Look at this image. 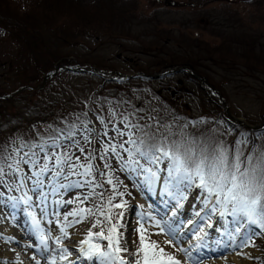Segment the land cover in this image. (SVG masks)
<instances>
[{
    "label": "rangeland",
    "instance_id": "rangeland-1",
    "mask_svg": "<svg viewBox=\"0 0 264 264\" xmlns=\"http://www.w3.org/2000/svg\"><path fill=\"white\" fill-rule=\"evenodd\" d=\"M124 2H127V5L122 7V9L127 10V14L119 19H113L112 23L105 25L103 21L106 20L105 16L110 14V12L107 11L108 7H104L105 12L98 15L100 18L97 24L92 23L95 25L93 31L97 38L84 39L80 37L78 39H72L59 35V37L65 38L57 39L56 41L60 48L67 47L65 52H67L68 55L57 61L56 66L71 67L76 63L82 62L88 67L94 68L98 66V69H100L102 73H107L105 75H100L102 78H108L116 74L125 77H135V75L130 73L133 61L136 62L137 65H140L141 69L145 70L146 65L156 66L154 63L155 60H165L169 56L178 58L186 56L190 58L191 62L198 65L197 67L200 71L209 76L212 81L220 87V94L218 92L213 93L208 91L206 86L202 83L200 84L196 79L194 80L197 83L194 81L190 83L185 82L186 87H183L179 84L180 82H178L175 75L169 78L165 77L167 72L176 68L160 69L154 74H151L152 70L150 74L147 73L146 75L163 74V76H159L156 79H151L149 77H146V79H137L131 85L125 86L124 88H120L116 91L105 90V92L101 94L93 93L101 78L93 77L89 79V76L81 73L77 75L71 72L60 73L56 79L55 85L50 89H35L36 92L43 91L42 93L36 94L34 98L35 102L40 103L38 106H43L40 110H22L27 100L24 95L27 93L22 89H20V91L18 90V93H15L16 100L20 99V101L15 102L16 107L13 106V110L10 111V116L7 119L12 123V125H9L10 131L7 132L10 134L2 135L0 138V145H8L10 139L16 136H22L25 140H29L30 137L34 138L36 136V130H39L41 134L47 136L48 132L45 131L47 125H42L41 121L40 124H38L34 120L37 118L39 120L43 119L45 115L51 114L50 112H52V115L56 114L60 118H63V120H67V122H75L78 125L84 120L76 121L75 116L77 114L86 113L89 115V111L93 110L96 115L100 116V108H103L101 115L104 116L106 122L110 118V109L116 113L117 121L123 116H135L133 114L134 112L147 116L149 114L152 115L153 111L157 117L161 118L156 110L162 107L164 112V107L167 104L166 102H169V100L175 103L174 106L177 108L179 107L186 117L191 115L193 121H203L202 118H199V112H207L208 115H203V117L206 118L205 121H208L209 125H214L215 134L220 132L228 133V126L225 120L227 117L224 114L225 108L231 116L240 121L253 126L262 125V115L264 112V69H254L256 68L254 67L248 70L247 68H243L241 65L234 62L233 56L228 50H223L224 53L221 55H219L217 51H213L212 57L215 62H212L206 56L205 52L198 51L191 42L195 40L202 41L208 44L209 48L215 49L219 45V42L217 39L210 37V30L208 29L210 27L214 30L225 28L237 31L234 32L235 35L231 39L236 40V45L243 50L249 49L253 45L252 42L255 36L264 41V0H251L249 2H241L240 0L236 2H231V0H124ZM111 6L113 9L114 5ZM57 17L58 16L50 17L48 23L55 26V21L58 19ZM118 21L125 22L120 25ZM79 25H81V23ZM78 29V27H73L72 31L76 32ZM69 30L71 31L70 28ZM230 34L233 35L232 32H229V35ZM236 45H234L235 48ZM18 53L23 55L20 46L14 41L4 38L0 32V93L2 94H7L11 92L12 88L19 87L18 84L14 82L13 76L4 75L1 72L3 65L8 64L6 63L7 61L15 59ZM88 79L89 83L91 82L90 91H86V89L82 87L86 84ZM36 84L35 82L31 84V86L34 87ZM196 84L200 87L199 91L203 93H201V97L204 101L200 105V92ZM176 88L181 89L179 93L175 92ZM187 88L191 89L193 93H189ZM212 103L216 104L214 108L211 107ZM199 108H203V110H199ZM218 110L221 112H218ZM167 112L171 114L168 109ZM34 113L39 114L36 117ZM85 118L91 121V124H89L90 128H95L99 132L104 130L97 118ZM215 119L218 121L215 122ZM227 119L230 120L229 118ZM140 122V124H145L143 121ZM189 122L190 120L187 121L189 132L196 135L202 128V123H197L196 126L193 127ZM117 126L122 127V125L119 124H117ZM109 129H111V125H109ZM205 131L208 132L207 130ZM260 131L262 132L257 134L255 140L257 144L264 145V127ZM112 135H114V133L109 131V136L111 137ZM229 136L231 137L230 132ZM251 137H253L252 133L241 129L238 132L234 145H236L238 140L246 142L242 143L240 147L241 150L247 154L248 144L252 139ZM77 138L80 139L79 134ZM101 139L105 138L101 137ZM65 143L68 142L65 141ZM92 147L99 149L100 144L94 140ZM73 151H75V149H73ZM76 154L79 155L78 152ZM96 163L100 164L99 161ZM112 165L113 169L116 167V169L119 170V165L115 163V160H112ZM100 167L102 168L103 165L100 164ZM161 167L163 168L164 166L162 165ZM119 172L120 175L117 177V172L114 171V177L119 181L116 190L117 192L124 193L122 199L127 202V205L121 210L114 208L112 211L114 213H124V225L119 228V232L122 234L121 237L126 239L129 252L134 253L137 250L140 233L136 231V229L143 224L147 233L151 234L149 236L150 240H158L157 242L160 247L164 246L163 248L167 253L174 256L176 259L177 256L182 259V256H185L184 253L186 249L184 250L182 248L184 251H180L181 248L176 244L174 239H172V243L161 246L163 243L161 239H165L164 241H166L168 236L166 234H158L160 228L155 226L156 222H151L154 219L160 221L166 220L167 216L159 217L157 213L147 209L143 205L139 206L137 202L141 200V193L137 188L138 182L133 177L137 175L127 171L119 170ZM161 173L163 178L167 177L166 172L161 171ZM71 179L74 181L77 177ZM115 182L116 180H114V183ZM171 182L173 186L174 184L178 185L174 180H171ZM65 183H67V181H65ZM179 186H181L182 191L177 188L178 186H174L176 188H173L175 189L174 193H177V191L178 193H183L184 197L183 200L182 198L180 199L181 202L187 203V200H191L189 197L192 195L194 199L192 202L189 201L190 203H197V201L201 200V204H203L202 208L204 211L207 210L211 216L210 220L213 225L210 233L214 234L216 230L215 227L222 218L219 211L213 212V205L211 203L207 207L205 206L204 194L199 188L194 185L187 186L184 183H179ZM110 187V185L104 184L103 188L97 189L96 191L108 193ZM0 191L7 197L16 195L15 190L8 191L2 186H0ZM88 192V188H72L68 191H61L56 195V199H74L77 195H86ZM110 194H112V192ZM119 198L120 196H116L113 203H119L121 200H119ZM98 202L99 197L96 196L93 200L89 201V205ZM67 207L70 210L75 207V205H68ZM138 209L146 216L140 214ZM130 212H132L131 220H129ZM143 216H145V218ZM92 219L93 218H89L86 220V223L88 221L87 224L90 223V226ZM101 219H103V217H101ZM113 219H120L123 223V217L114 216ZM225 220L228 231H233L236 234L235 230L239 227L241 229V234L250 235L252 237L254 246H250L249 248L251 252L254 251V254L249 257L248 262L245 264H264V235L260 233V230L252 225H247L242 218L234 217L227 213L225 214ZM128 226L132 228V231H130V229L129 232H126ZM160 227L162 226L160 225ZM93 231H99V229L97 228ZM165 232L168 233L166 230ZM128 234L132 240L131 243H129ZM237 237H240V235H237ZM25 241L27 240L25 239ZM238 242L240 243V240H238ZM185 243L187 244L186 241ZM166 248H168L169 251ZM243 251L244 249L237 248L234 252L235 254H239V252L242 253ZM18 254L22 256V253L18 252ZM207 259V256L200 255L195 258L196 261H188H190L191 264H206ZM9 264L14 263L9 262ZM27 264H31L29 260H27Z\"/></svg>",
    "mask_w": 264,
    "mask_h": 264
},
{
    "label": "snow or ice",
    "instance_id": "snow-or-ice-1",
    "mask_svg": "<svg viewBox=\"0 0 264 264\" xmlns=\"http://www.w3.org/2000/svg\"><path fill=\"white\" fill-rule=\"evenodd\" d=\"M109 117L107 122L103 117H97L103 126L102 132L90 128V120L81 121L79 125L62 121L65 124L63 128L47 125V136L36 130V137L33 139L25 140L22 136H16L10 139L8 145H0V186L8 191L22 193L21 196L9 197L8 200L12 208L21 204L24 206L36 241L35 245L30 243L26 247L35 246L43 255L49 251L51 240L59 250L58 257H44L46 264H57V259H69L71 254L64 245V240L70 239L68 229L89 218H93L91 226L77 249L83 259L92 261L93 264H181L160 247L157 241L149 239L151 234L147 233L143 224L136 229L140 237L134 253L129 252L126 241L121 243V220H114L113 217H123L124 213H114L112 209L123 208L127 202L122 199L124 193L116 190L119 181L114 177L112 160L119 165L120 171L135 173L145 181L159 180L160 172L164 171L167 178L177 184L194 185L204 194L205 206L210 203L213 205V212L219 211L221 216L227 213L242 218L247 225L255 226L260 233H264V148L257 149L253 145L252 151L245 154L240 145L246 142L238 140L230 148L223 142H215L211 137L203 134L196 136L185 131L188 124L180 126L177 132L173 130V125H162L154 117L149 119L155 123H134V117L130 116H123L117 121L116 113L111 109ZM189 123L195 127L203 121ZM109 131L114 135L110 137ZM78 134L80 139L77 138ZM94 140L100 144L99 149L92 147ZM97 161L103 165L102 168ZM73 177L77 179L73 181ZM104 184L110 185L112 191L107 200L104 192L96 191L103 188ZM72 188H88L89 192L77 195L74 199L54 201L61 207L65 204L75 207L63 213L62 220L59 211L53 213L57 217L59 229V235L53 236L51 230L46 232L41 228V220L33 209L45 205L41 208V214L47 217L46 202L49 193L58 195L61 191ZM3 196L4 193L0 192V197ZM96 196L99 197V202L89 205V201ZM116 196L121 197L119 203H113ZM155 226L160 228L158 234L168 236L165 243H172V234L166 233L159 222ZM97 228L99 231H93ZM200 231L203 232V229ZM235 231L240 235V243L236 244L233 236L230 244L224 245L225 248L254 246L250 235L241 234L239 227ZM206 235L197 236L202 242L201 247L204 246ZM0 239L5 243L14 240L12 237ZM104 241L106 243H102ZM125 254L134 259L128 260ZM227 255V252L221 251V255L215 258L224 259ZM31 259L35 264H41L36 256Z\"/></svg>",
    "mask_w": 264,
    "mask_h": 264
},
{
    "label": "trees",
    "instance_id": "trees-1",
    "mask_svg": "<svg viewBox=\"0 0 264 264\" xmlns=\"http://www.w3.org/2000/svg\"><path fill=\"white\" fill-rule=\"evenodd\" d=\"M111 5H114L113 9ZM125 5H127V2H124V0H0V32L2 33L4 38L10 39L18 44L23 53V55L18 53L15 59L7 61L6 63L8 64H4L1 71L4 75L13 76L14 82L18 84L19 87L12 88L11 92H8L7 94L0 93V138L3 134H10L7 132L10 131L9 125H12V123L7 119L10 116V111L13 110V106L16 107L15 102L20 101V99L16 100L15 94L18 93L20 89L24 90L27 93L25 95L23 94L27 98V100L25 101L22 110L27 109L31 111H37L43 107L38 106L40 103L34 101L36 94L42 93L43 91L36 92L35 89H50L55 85L56 78L47 79L45 85L43 86L42 79L46 75L52 73L57 61L68 55L67 52H65L67 47L60 48L56 40L64 39L65 37L72 39H78L80 37L84 39L94 38L95 34L93 31V27L95 25H93L92 23L97 24V21L100 18V16L98 15H101L105 12L104 7H108L107 11L111 14H107V16H105L106 20L103 21V24L105 25L112 23L113 19H119L123 15H126L128 11L122 9V7H124ZM53 16H58L57 21H55V26H52L48 23V19ZM124 22L125 21L119 23L121 25ZM80 23L81 25H79ZM73 27H78V31L73 32ZM69 28L71 29V31L69 30ZM208 29L210 30V37L217 39V41L219 42V45L215 49L209 48L208 44L202 41L195 40L192 41L191 44L196 47L198 51L205 52L206 56L212 62H215L212 57L213 51H217V53L221 55L224 53L223 50H228L229 53L233 56L234 62L241 65L243 68H247L248 70L254 67H256L254 69H264V41L261 38L257 40L255 36V39L252 42L253 45L249 49L243 50L241 47L236 45V40L231 39L235 35L234 32L237 31L228 30L225 28H220L217 30L211 28ZM229 32H232L233 35H229ZM59 35L65 37H59ZM233 44L236 45V48ZM154 63L156 64V66L146 65L145 70H143L141 69L140 65H137V63L133 61L132 69L130 72L146 75L147 73L150 74V71L152 70L153 71L151 74H154L158 70L164 68L171 69L181 66H187L191 67L192 71L195 72V74L203 78L207 82V84L212 87L213 90L219 92V94L221 92L220 87H218L209 76L200 71V69H198L197 67L198 65L191 62L190 58L186 56L182 58L169 56L165 60H155ZM77 67L85 68L87 67V65L79 62L77 63L76 68ZM95 67L96 69L99 68L98 66ZM174 75L177 77L178 82H180L179 84H181L183 87H186L185 82H195L194 78L185 71H177L172 74L166 75V77L169 78ZM88 76L89 79L93 77L98 78V76L94 74H88ZM89 79L86 81L85 85H80L85 88L86 91H90L91 82L89 83ZM35 82L37 84L34 85V87L31 86V84ZM133 82L134 79H129L127 81H103L100 79V82H98L97 84L99 88L93 93L101 94L104 93L105 90L116 91L120 88H124V86L126 85H131ZM196 86L199 91L200 87L197 84ZM179 90L181 89L176 88L175 92L179 93ZM187 91L189 93H193L189 88H187ZM199 92L200 105L204 100L201 97L202 92ZM166 103L167 104L164 107V112L162 107L156 110L161 118L157 117V115H155L153 111L152 115L149 114L147 116L141 113L134 112L133 114L135 116H132L134 117L133 122L139 123L140 121H143L144 123H155V121L149 119V117H154L155 120H158L162 125H173V130L178 132L180 126L187 124L188 120L193 121L191 115H189V117H186V115L181 112L179 107L177 108L176 106H174L175 103L171 102V100ZM215 105V103H212L211 107L214 108ZM167 109L171 112V114H168ZM199 110H203V108H199ZM218 112L221 111L218 110ZM50 113L51 114L45 115L43 119L39 120L37 118L34 121L38 124H40L41 121L42 125H54L60 128L65 127V124L61 122L65 121L63 120V118H60L56 114L52 115V112ZM34 114L37 117L39 113ZM203 115L206 116L208 115V113H202L201 111L199 112V118L203 119V123L201 125L202 128L199 130V132L196 133L197 136L203 134L206 137H211L217 143L223 142L225 146L232 148L235 146L234 143L237 139L239 130L244 129L245 131L253 134V137H251L252 139L250 140L251 144H248L249 147L247 148V154L248 152L252 151L253 145H255L257 149L264 148L263 144H257L255 140L257 134L261 133L262 131H251L245 129L237 125L236 123L229 121L223 115L226 118L225 120L228 126V133L220 132L218 134H215L214 125H209L208 121H205L206 118L203 117ZM84 116V114L80 113L75 116V119L76 121L84 120ZM77 117H79L80 119L77 120ZM214 121L217 122L218 120L215 119ZM205 130H207L208 132H206ZM161 131H164V129L161 128ZM185 131L189 132V129L186 128ZM229 132L231 133L232 137L229 136ZM30 139H33V137H30Z\"/></svg>",
    "mask_w": 264,
    "mask_h": 264
},
{
    "label": "bare ground",
    "instance_id": "bare-ground-1",
    "mask_svg": "<svg viewBox=\"0 0 264 264\" xmlns=\"http://www.w3.org/2000/svg\"><path fill=\"white\" fill-rule=\"evenodd\" d=\"M138 184L144 190L143 195H141V200L139 201V206L145 205V207L157 213L159 217L167 216V220L160 221L158 219H154L151 222H160V225L168 233L170 232L172 234L176 244L180 246L181 249H186V252L184 253L186 257L182 256L181 259V257L179 258L177 256V260H179L181 264H191L188 260L196 261L195 258L200 255L208 257L206 264H245L248 262L249 257L253 256L254 251L251 252L249 247L242 248L244 251L242 253L239 252V254H235L234 252L237 248H225L224 245L230 244V238L233 236L235 237L236 235L235 232L228 231L225 215L222 216L219 220V224L216 225L215 233L211 234L210 231L213 225L210 220L211 216L207 210L204 211L202 208L203 204H201V200L197 201V203H190L189 201L192 202L194 199L192 195L189 197L191 200H187V203L181 202V197H184L183 193H178V191L177 193H174V188L177 186V188L182 191L181 186H179V184H174V186H176L174 187L171 180L167 177H162L161 172L159 180L145 181L143 179L138 180ZM21 194V192L16 191V195L12 197H19ZM56 200V195L49 193L48 200L46 202L48 213L47 217H43L41 214V208L45 207V205H40L38 207H34L33 209L37 218L41 220V228L44 226L43 229L46 232L51 230L53 236L59 235L57 217L53 213L59 211L61 213L62 220V214L69 211L67 204L61 207L54 203ZM18 206L22 207V210H18ZM18 206L16 208H12L11 203L5 195L0 197V237L14 238L13 242L8 243H5L3 239H0V264H3V262H8V264L9 262L17 264V260L19 261V264H27V260H29L31 264H35V261L31 259L32 256H36L37 259H40L41 264H46V260L44 259L45 256L56 255L58 257L59 250L56 249V246L51 240H49V251L43 255L34 247H26V245L30 244V231L32 229L28 222V217L25 215L24 206L22 204ZM124 217L125 216H123V223L121 222V226L124 225ZM49 221H51V223H49ZM87 223L85 221L82 224H77L74 228L68 229L70 239L64 240V245L68 247L71 255L69 259L65 261L57 259V264H93L92 261H87L80 257V254L77 251L79 242L84 239L87 234V230L90 227V223ZM201 229H203V232L200 231ZM205 233L207 235L203 240L204 246L201 247L202 242L197 239V236H204ZM25 239L29 242L25 241ZM161 240L163 242L161 246L165 245V239ZM238 240H240V237H237L236 235V244H239ZM125 241L126 239L121 237V243L123 244ZM102 243H106V241ZM54 249L56 250L54 251ZM166 249L168 250V248ZM17 251L22 253V256H20ZM221 251L227 252L228 255L224 259H216L215 257L219 256ZM125 256L128 259V255L125 254Z\"/></svg>",
    "mask_w": 264,
    "mask_h": 264
},
{
    "label": "water",
    "instance_id": "water-1",
    "mask_svg": "<svg viewBox=\"0 0 264 264\" xmlns=\"http://www.w3.org/2000/svg\"><path fill=\"white\" fill-rule=\"evenodd\" d=\"M224 111L226 112L227 117H228L229 119H231L232 121H236V122L240 123L239 120L235 119L233 116H231V115L228 113V111H227L226 108L224 109ZM263 117H264V113H263ZM247 127H249V126H247Z\"/></svg>",
    "mask_w": 264,
    "mask_h": 264
}]
</instances>
